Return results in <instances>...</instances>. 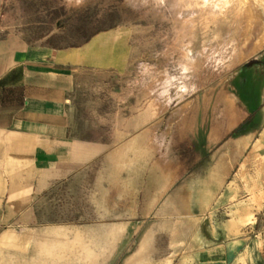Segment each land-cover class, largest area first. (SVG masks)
<instances>
[{
  "label": "rangeland",
  "instance_id": "374dc122",
  "mask_svg": "<svg viewBox=\"0 0 264 264\" xmlns=\"http://www.w3.org/2000/svg\"><path fill=\"white\" fill-rule=\"evenodd\" d=\"M96 30L122 35L127 66L77 73L75 131L111 138L124 122L127 130L133 111L150 107L157 116L159 158L172 152L167 147L173 144L178 179L200 172L216 146L224 156L238 155L226 186L235 182L241 187L236 213L245 212L249 186H264V143L256 144L264 130V0H0V39L20 37L26 43L65 47L83 43ZM252 111L257 113L255 129L247 138L233 137L231 145L229 112L236 117L233 127ZM59 199L43 207V218L75 215L73 198ZM80 206L83 214H92L86 203ZM228 209L201 215V221L209 215L214 220L206 218L208 232L216 229L218 234L220 224L229 223L235 212ZM263 215L262 210L256 228L244 224L243 233L262 231ZM118 219L111 244L91 226H75L96 219L46 225L47 230L57 224L71 227L67 231L74 227L85 243L75 242L74 252L48 264H197L186 259L185 244L197 225L180 217L178 229L164 215L161 223L141 226L136 220L144 218L131 217L129 233Z\"/></svg>",
  "mask_w": 264,
  "mask_h": 264
},
{
  "label": "crops",
  "instance_id": "0c3cea01",
  "mask_svg": "<svg viewBox=\"0 0 264 264\" xmlns=\"http://www.w3.org/2000/svg\"><path fill=\"white\" fill-rule=\"evenodd\" d=\"M126 46L122 35L112 30L61 49L26 43L20 37L0 39V264H48L74 252L75 242L84 243L83 234L58 224L47 230L46 225L58 220L96 219L75 226H91L111 244L114 218L130 233L131 217L144 218L136 221L146 226L161 223L164 215H170L178 229L180 217L197 225L185 243L191 262L264 264V229L244 234L242 228L259 223L264 186H249L252 193L242 214L236 213L241 187L235 182L226 186L238 155L224 156L223 148L216 146L200 172L178 179L173 144L167 147L172 152L159 158L157 116L150 107L133 111L127 130L124 122V129L119 126L111 138L75 131L72 91L77 73L124 69ZM230 113L227 137L233 145V137L247 138L258 120L252 111L232 127L236 117ZM260 117L264 118V107ZM244 122L245 131L233 135ZM257 143H264V130ZM61 195L73 198L75 215L43 218V207L56 198L59 202ZM81 202L91 215L82 213ZM228 207L235 212L229 223H221L218 234L216 229L208 232L206 218L212 224L214 220L209 215L201 221V215ZM148 217L153 218L147 221ZM85 250L91 258V248Z\"/></svg>",
  "mask_w": 264,
  "mask_h": 264
},
{
  "label": "trees",
  "instance_id": "16d2710c",
  "mask_svg": "<svg viewBox=\"0 0 264 264\" xmlns=\"http://www.w3.org/2000/svg\"><path fill=\"white\" fill-rule=\"evenodd\" d=\"M99 32H101L100 30H96V31H94L92 34H90V35H86L85 36V40L83 41V43H81V44H77V45H70V46H65V47H60V46H57V45H54V44H52V42H49V45L48 46H51V47H53V48H55V49H61V48H67V47H77V46H79V45H82V44H84V43H86V42H88L95 34H97V33H99ZM246 124H247V122H244L242 125H240L237 129H235L234 131H233V135H238V134H242L244 131H245V127H246Z\"/></svg>",
  "mask_w": 264,
  "mask_h": 264
}]
</instances>
